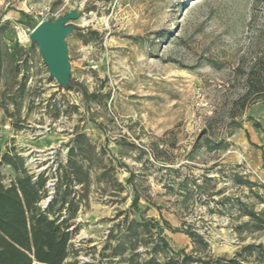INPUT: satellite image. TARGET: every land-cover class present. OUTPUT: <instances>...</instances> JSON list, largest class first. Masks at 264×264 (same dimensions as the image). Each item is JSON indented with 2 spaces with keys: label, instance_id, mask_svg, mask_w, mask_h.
I'll return each instance as SVG.
<instances>
[{
  "label": "rangeland",
  "instance_id": "obj_1",
  "mask_svg": "<svg viewBox=\"0 0 264 264\" xmlns=\"http://www.w3.org/2000/svg\"><path fill=\"white\" fill-rule=\"evenodd\" d=\"M71 9L61 87L29 35ZM0 47L3 182V153L46 171L47 197L82 165L64 264H120L159 236L191 252L186 229L213 255L264 264V0H0ZM149 219L159 233L136 225Z\"/></svg>",
  "mask_w": 264,
  "mask_h": 264
},
{
  "label": "trees",
  "instance_id": "obj_2",
  "mask_svg": "<svg viewBox=\"0 0 264 264\" xmlns=\"http://www.w3.org/2000/svg\"><path fill=\"white\" fill-rule=\"evenodd\" d=\"M6 55L7 51L0 47V70ZM262 89L263 87L259 86L257 90ZM250 91L252 90H248V93ZM237 126L240 127L241 124L238 122ZM2 158L14 170V175L6 184L0 173V264H64L70 253L73 234L70 219L74 216L78 202L74 199L67 200V195L71 183L84 182L79 176L82 165L74 163L69 169H64L63 174L56 173L60 181L56 184L53 195L47 197L46 171L29 173L19 155L3 153ZM234 176L240 182L251 184L238 174ZM45 197L48 201L43 206L41 201ZM137 202L138 198L135 196L131 205L136 207ZM64 210L68 212V216L64 215ZM247 214L257 224L261 220L259 214L254 211L249 210ZM163 221L170 229L177 230L172 228L168 221ZM137 224L159 227L158 221L154 219ZM185 232L193 243L191 252H186L183 248L174 251L165 237L159 236V243H156L153 249L154 253L141 254L133 250L127 258L121 259L120 264H259L239 258L241 253L234 256L213 255L202 235L190 229ZM258 247L261 245L247 244L242 250L251 253ZM163 249H168L171 255L159 260L155 253Z\"/></svg>",
  "mask_w": 264,
  "mask_h": 264
},
{
  "label": "water",
  "instance_id": "obj_3",
  "mask_svg": "<svg viewBox=\"0 0 264 264\" xmlns=\"http://www.w3.org/2000/svg\"><path fill=\"white\" fill-rule=\"evenodd\" d=\"M78 16L79 13L71 9L55 19L40 21L29 35L30 40L38 45L50 76L61 87H68L71 82L66 37L74 29L70 21Z\"/></svg>",
  "mask_w": 264,
  "mask_h": 264
}]
</instances>
